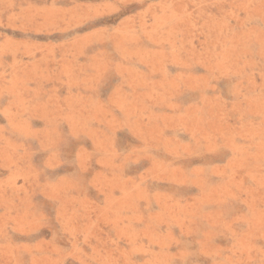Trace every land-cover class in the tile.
Segmentation results:
<instances>
[{"label":"rangeland","instance_id":"rangeland-1","mask_svg":"<svg viewBox=\"0 0 264 264\" xmlns=\"http://www.w3.org/2000/svg\"><path fill=\"white\" fill-rule=\"evenodd\" d=\"M0 264H264V0H0Z\"/></svg>","mask_w":264,"mask_h":264}]
</instances>
